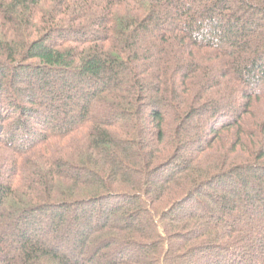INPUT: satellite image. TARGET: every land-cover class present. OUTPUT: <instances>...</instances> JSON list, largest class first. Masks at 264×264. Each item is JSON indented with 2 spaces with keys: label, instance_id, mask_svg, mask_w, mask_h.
<instances>
[{
  "label": "trees",
  "instance_id": "1",
  "mask_svg": "<svg viewBox=\"0 0 264 264\" xmlns=\"http://www.w3.org/2000/svg\"><path fill=\"white\" fill-rule=\"evenodd\" d=\"M0 233V264H264V0H0Z\"/></svg>",
  "mask_w": 264,
  "mask_h": 264
},
{
  "label": "rangeland",
  "instance_id": "2",
  "mask_svg": "<svg viewBox=\"0 0 264 264\" xmlns=\"http://www.w3.org/2000/svg\"><path fill=\"white\" fill-rule=\"evenodd\" d=\"M61 120H62V119H61ZM250 214H251L252 216H254L253 213L250 212ZM254 217H255V216H254ZM0 235H1V233H0ZM15 242H16V236H10L9 243H10L11 245H13Z\"/></svg>",
  "mask_w": 264,
  "mask_h": 264
}]
</instances>
